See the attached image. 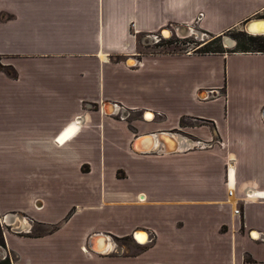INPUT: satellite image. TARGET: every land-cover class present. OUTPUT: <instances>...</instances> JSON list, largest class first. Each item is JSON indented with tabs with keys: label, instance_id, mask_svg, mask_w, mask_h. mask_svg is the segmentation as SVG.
Listing matches in <instances>:
<instances>
[{
	"label": "crops",
	"instance_id": "0c3cea01",
	"mask_svg": "<svg viewBox=\"0 0 264 264\" xmlns=\"http://www.w3.org/2000/svg\"><path fill=\"white\" fill-rule=\"evenodd\" d=\"M201 12L218 37L264 0H0L17 73L0 70V216L25 223L4 233L12 264H264V52L140 50ZM157 132L228 147L134 149Z\"/></svg>",
	"mask_w": 264,
	"mask_h": 264
},
{
	"label": "rangeland",
	"instance_id": "374dc122",
	"mask_svg": "<svg viewBox=\"0 0 264 264\" xmlns=\"http://www.w3.org/2000/svg\"><path fill=\"white\" fill-rule=\"evenodd\" d=\"M231 17L230 16H219L216 19L217 24H223L224 22H226L227 20H229ZM198 25H196L195 28V35H189V34H183V33H178L175 32L174 35L171 37L169 36H164L163 32L162 35L161 32H156L154 34L158 35L159 37L161 36V38H159L160 40L158 41H154L152 42L151 40H149V42L144 41V36H140L139 40H140V50L145 51V52H153V53H157V52H161V53H187V52H199V53H203V51L205 50H210V51H215V50H224V51H231V49L237 48L238 46L244 44L248 49L250 50H254L257 48V45L251 41H249V36L247 35L248 33L244 30V24H239L238 26H236L234 29H230V31H226L223 35L219 36L216 38V36H214L213 34H210L206 31H203L201 29L198 28ZM200 32V33H199ZM198 34H201L200 36ZM166 37V39H164ZM170 37V38H169ZM225 37H229L231 39H233L236 44H234L231 47H227L224 43ZM162 39V40H161ZM207 42H209L207 44V46L203 47V45H205ZM203 47V48H201ZM205 53V52H204ZM225 86V82L223 83L222 88H224ZM224 92V91H222ZM125 115H127L124 119H131L132 117H135V113H131V115H128V113H125ZM122 116V115H121ZM159 116V115H157ZM142 117V116H141ZM120 118V117H119ZM142 119L146 120L147 118H143ZM185 123H188L189 126H202V125H209V122L207 121H203L197 118H185L184 119ZM213 131V130H212ZM194 139V138H193ZM218 139V138H217ZM198 139L195 138L194 141L196 143ZM217 140L214 139V142H212V147H205L206 145H198L197 146H193V149H198V150H204V149H218V150H226L228 145L225 143V147H221L220 144H218L216 142ZM190 148H192L191 146H189ZM189 147H184V148H189ZM240 209V208H239ZM2 221H3V217H1ZM10 223L11 224H4L1 226L0 224V228L2 230V235H3V243H0V250H1V257H0V262L2 260L5 259H12V255L9 252V248L7 246V243L5 242V231H11L13 230L15 227H18L20 225V218L17 217L14 220H12ZM36 228V225L34 226ZM33 228V229H35ZM150 238L154 239V235L153 233L149 232ZM133 242L138 243L134 237H131ZM153 240L148 241L147 244L151 243ZM139 244V243H138ZM145 244V243H144Z\"/></svg>",
	"mask_w": 264,
	"mask_h": 264
},
{
	"label": "bare ground",
	"instance_id": "6f19581e",
	"mask_svg": "<svg viewBox=\"0 0 264 264\" xmlns=\"http://www.w3.org/2000/svg\"><path fill=\"white\" fill-rule=\"evenodd\" d=\"M253 20H256L257 18H252ZM247 28H248V30L249 31H251V32H254V34L255 35H264V21H256V22H253V21H251L249 24H248V26H247ZM184 29V28H183ZM260 30V31H259ZM185 31L187 32V34H189V35H192V34H194L195 35V31L193 30V29H191V27H190V29L189 30H187V29H185ZM257 32H260V33H257ZM200 33V32H199ZM171 33L169 32V31H165V33H163V35L164 36H169ZM161 35V34H160ZM199 36L201 35V34H198ZM156 37H154L153 38V40L156 42L157 40L156 39H158V35H155ZM224 43H225V45L226 46H228V47H231V45H233L234 44V41L231 39V38H229V37H225V40H224ZM130 63L131 64H133L134 63V60H130ZM111 109V108H110ZM112 110V109H111ZM146 117L147 118H152V115H150V114H147L146 115ZM79 120V119H78ZM72 133V130H70V132H68L63 138H65L66 136H68V135H70ZM63 138H61V141H62V139ZM162 138H165L166 140H165V145L170 149V150H175V149H177V148H180V147H189V146H194L193 144H192V142L190 141V140H187L186 142L185 141H182V143H181V141H180V139L178 138V137H176L175 135L174 136H172V137H170V136H168V135H163V137ZM65 140V139H64ZM63 142V141H62ZM160 141H159V139L157 138V137H154V136H151L149 139L148 138H145V139H143V141H140V143H138L137 145H136V148L138 149V150H146V149H156V150H158V149H160L161 148V146H160ZM164 145V144H163ZM250 194H253V191H251V193ZM255 194V193H254ZM257 194V193H256ZM16 217H11V218H7V221H12V220H14ZM4 219V218H3ZM2 220V219H1ZM3 222H4V220H3ZM26 222V221H25ZM28 224V223H27ZM24 224H22V222H21V225L19 226V227H17L16 229H20V228H23L24 226H23ZM148 233H146V232H144V233H139L138 235H137V240H138V242H140V243H145V242H147L148 241ZM102 239L103 240H106V238L104 237H102ZM93 246H94V249L96 250V251H98V252H105V251H107L108 250V248H109V243H108V238H107V240H106V242H104L103 243V245L100 247V248H98V247H95V245H94V243H93ZM1 251H0V257H1Z\"/></svg>",
	"mask_w": 264,
	"mask_h": 264
},
{
	"label": "water",
	"instance_id": "95a60500",
	"mask_svg": "<svg viewBox=\"0 0 264 264\" xmlns=\"http://www.w3.org/2000/svg\"><path fill=\"white\" fill-rule=\"evenodd\" d=\"M253 18H257L256 20H253L252 18H248V19H246L244 22H243V24H244V27H245V31L248 33V34H251V35H255L254 34V32H251V31H249L248 30V28H247V26H248V24L251 22V21H253V22H256V21H264V14L263 15H257V16H255V17H253ZM184 29H187V30H189L190 28L188 27V26H185L184 27ZM260 31V30H259ZM257 33H260V32H257ZM233 40V39H232ZM234 41V40H233ZM234 44H236V42L234 41ZM233 44V45H234ZM233 45H231V46H233ZM228 47V46H227ZM147 114H149V112L147 113ZM168 135V136H170V137H172V136H174V135H172V134H170V133H165V132H157V133H155V134H151V135H148L146 138H150L151 136H154V137H157L158 139H159V141H160V146H161V151H164V152H174V151H177V150H179V148H177V149H175V150H170L166 145H165V138H162L163 137V135ZM141 139V138H140ZM140 139L139 138H137L135 141H134V143H133V147H134V149H136V150H138L137 148H136V145L138 144V143H140ZM180 141H181V139H180ZM164 144V145H163ZM153 150H156V149H146V150H139V151H153ZM24 225H25V223H23ZM22 229L23 228H20V229H15L16 230V232H19V231H22ZM145 231H143V230H140V231H137L136 233H135V238H137V235L139 234V233H144ZM105 236H107V235H104V234H101V233H98V234H94V235H91L90 236V238H89V240H88V246H89V248L91 249V250H94V251H96L95 249H94V246H93V243H94V240H95V238H97V237H105ZM1 251V250H0ZM98 252V251H97Z\"/></svg>",
	"mask_w": 264,
	"mask_h": 264
},
{
	"label": "built area",
	"instance_id": "2783aa9c",
	"mask_svg": "<svg viewBox=\"0 0 264 264\" xmlns=\"http://www.w3.org/2000/svg\"><path fill=\"white\" fill-rule=\"evenodd\" d=\"M203 18V13L201 12V13H199V15H198V17L195 19V21H194V23L191 25V26H188L189 28L190 27H194V28H196V25L197 24H199V22L201 21V19ZM166 30H169L168 28H165ZM165 29H163L162 31H161V35H162V32L165 30ZM174 33H175V31H173L172 32V34L170 35L171 37L174 35ZM159 38H161V36L159 37L158 36V40H160ZM170 38V37H169ZM164 39H166V37L164 38ZM157 40V41H158ZM162 40V39H161ZM155 43V42H154ZM191 52H187V54H190ZM135 64H136V66H139L140 64H142V61L141 60H139V59H136V62H135ZM212 95V91L211 90H208V92H207V94H206V96H205V99H209V97ZM148 113V112H147ZM147 113H144V117L145 118H147L146 117V115H147ZM121 119H123L124 120V116H121L120 117ZM214 139H216L217 141V143L218 144H220V146L221 147H225V142L223 141V139H217V138H211V139H209V140H202V139H198L197 141H196V143H194L193 145L194 146H197V144L198 145H206L205 147H207V146H209V147H212V142H214ZM191 147H193V146H191ZM190 148V147H189ZM232 194V191L230 190L229 191V195H231ZM235 212L237 213V214H240V212H241V209H239V208H237L236 210H235ZM0 224H1V226L2 225H4V224H6V223H4L2 220H1V216H0ZM137 231H140V230H136L134 233H133V237H134V239L137 241V239L135 238V233L137 232ZM145 232L146 233H148V235H149V232L148 231H146L145 230ZM150 236V235H149ZM151 240H153V239H151L150 237H149V241H151ZM259 240L260 241H262V242H264V233L262 234V235H259ZM138 242V241H137ZM142 244V243H141ZM11 259V258H10Z\"/></svg>",
	"mask_w": 264,
	"mask_h": 264
},
{
	"label": "trees",
	"instance_id": "16d2710c",
	"mask_svg": "<svg viewBox=\"0 0 264 264\" xmlns=\"http://www.w3.org/2000/svg\"><path fill=\"white\" fill-rule=\"evenodd\" d=\"M230 31V30H229ZM250 38L249 41L255 43L257 45V48L254 50L248 49L244 44L238 46L237 48H234L235 50H241V51H262L264 52V35H251L247 34ZM219 37V36H218ZM217 38V37H216ZM209 42H207L203 47L207 46ZM201 47V48H203ZM224 50H215V51H210V50H205L203 53H209V52H223ZM0 70L6 71L9 75L16 77L17 73L15 69L11 66H5L0 62ZM2 230L0 228V243H3V235H2ZM0 264H12L11 259H5L0 262Z\"/></svg>",
	"mask_w": 264,
	"mask_h": 264
},
{
	"label": "flooded vegetation",
	"instance_id": "af4514ba",
	"mask_svg": "<svg viewBox=\"0 0 264 264\" xmlns=\"http://www.w3.org/2000/svg\"><path fill=\"white\" fill-rule=\"evenodd\" d=\"M187 33V32H186ZM19 227V226H18ZM17 228V227H16Z\"/></svg>",
	"mask_w": 264,
	"mask_h": 264
}]
</instances>
